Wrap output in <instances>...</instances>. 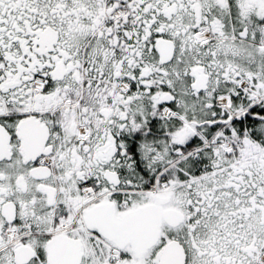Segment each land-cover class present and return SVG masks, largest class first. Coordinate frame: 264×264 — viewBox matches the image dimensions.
I'll use <instances>...</instances> for the list:
<instances>
[{
    "label": "snow or ice",
    "instance_id": "6c2138e0",
    "mask_svg": "<svg viewBox=\"0 0 264 264\" xmlns=\"http://www.w3.org/2000/svg\"><path fill=\"white\" fill-rule=\"evenodd\" d=\"M0 264H264V0H0Z\"/></svg>",
    "mask_w": 264,
    "mask_h": 264
}]
</instances>
